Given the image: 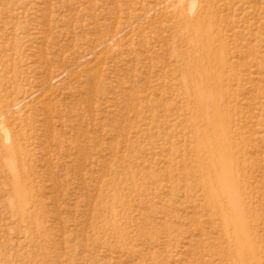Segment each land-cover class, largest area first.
<instances>
[{
	"label": "rangeland",
	"instance_id": "rangeland-1",
	"mask_svg": "<svg viewBox=\"0 0 264 264\" xmlns=\"http://www.w3.org/2000/svg\"><path fill=\"white\" fill-rule=\"evenodd\" d=\"M203 70L248 252L195 170ZM244 263L264 264V0H0V264Z\"/></svg>",
	"mask_w": 264,
	"mask_h": 264
},
{
	"label": "bare ground",
	"instance_id": "bare-ground-1",
	"mask_svg": "<svg viewBox=\"0 0 264 264\" xmlns=\"http://www.w3.org/2000/svg\"><path fill=\"white\" fill-rule=\"evenodd\" d=\"M204 36L207 50L202 59L223 67V59L222 64L217 61L218 57L215 54L217 51L214 50V40L210 37L209 32L205 31ZM203 72L206 82L216 94H219L216 95V100H210L213 101L212 103L202 102L201 100L194 101L196 117L193 128L197 138L196 146L202 153L200 156V152L198 153L197 151L199 154L198 158L199 156L200 158H197L198 164H196L197 168L195 170L198 171V173L196 172L198 175L203 177V181H201L203 184H201L210 193L209 202L211 206H217L222 212H228L232 216L226 226L233 235L234 240L241 244L242 252H248L253 246L252 237L249 235L250 220L242 208V196L236 191V185L233 183L234 176L232 174L235 173L230 172L233 162L228 152L230 151L231 153L233 149L229 147L227 149V146L224 145L225 133L229 134L231 128L227 123L228 121L226 122L228 116L225 113L226 110L224 112V106L220 100V92L222 91L220 74L222 73L213 75V72H207L206 70H203ZM203 124L211 126L213 131H209L208 127H203ZM230 147L232 146L230 145ZM233 190L234 192H232Z\"/></svg>",
	"mask_w": 264,
	"mask_h": 264
}]
</instances>
